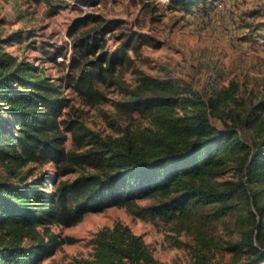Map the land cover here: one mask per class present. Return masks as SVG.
I'll return each instance as SVG.
<instances>
[{
  "label": "trees",
  "instance_id": "16d2710c",
  "mask_svg": "<svg viewBox=\"0 0 264 264\" xmlns=\"http://www.w3.org/2000/svg\"><path fill=\"white\" fill-rule=\"evenodd\" d=\"M213 1L171 4L191 10ZM91 23L106 27L75 39L71 73L61 79L8 51L21 42L20 32L0 39V166L6 174L0 179V264H41L73 242L54 227H72L110 207L172 223L179 233L196 229L199 254L215 246L233 255L230 264H264V94L245 100L234 81L200 93L186 81L144 71H137L133 87L125 86L118 73L132 62L130 40L108 51L104 34L113 27L94 13L76 18L68 34ZM62 54L57 49L54 61ZM99 84L116 86L124 96L114 102L124 121L116 135L68 115L64 90L95 105L106 99ZM47 163L55 175L35 176L29 168ZM147 199L153 203L139 204ZM232 217L237 239L218 244L215 235L205 237V226ZM90 245L89 256L71 264H163L144 236L122 222L100 229Z\"/></svg>",
  "mask_w": 264,
  "mask_h": 264
},
{
  "label": "rangeland",
  "instance_id": "374dc122",
  "mask_svg": "<svg viewBox=\"0 0 264 264\" xmlns=\"http://www.w3.org/2000/svg\"><path fill=\"white\" fill-rule=\"evenodd\" d=\"M71 1L0 0V39L20 32L21 42L7 46L8 51L35 60L47 74L61 79L71 73L68 65L75 39L81 33L100 35L106 27V24L91 23L70 36L71 24L85 15L83 9ZM92 1L95 3L89 5L91 13L101 15L108 22L107 27H113L104 34L108 42L106 49L111 52L121 43L131 42L128 51L132 62L118 73L125 86L133 87L138 79L137 71H144L186 81L200 93H206L212 84L224 87L234 81L240 85V95L245 100L264 94V0H214L191 10L175 8L171 2L165 5L159 0ZM57 49L63 54L54 61ZM99 90L106 99L88 105L78 92L66 88L65 95L72 105L68 115L81 118L88 127L104 135H116L124 121L117 114L114 102L124 96L112 85L99 84ZM211 120L221 127L218 119ZM72 147L73 139L69 134L67 148ZM29 168H33L35 176L55 175L52 163L31 164ZM5 177L0 166V179ZM74 177L76 174L64 178ZM151 203L152 199L139 202L141 205ZM117 222L143 235L163 264H230L233 260L231 253L215 246L199 254L201 252L194 248L199 232L196 229L179 233L172 223L136 217L127 207H110L88 213L72 227H54L56 233L73 242L63 244L41 264H71L76 258L88 257L94 234ZM214 226L210 230L205 226L203 233L207 238L215 235L218 244L235 240L240 234L235 217Z\"/></svg>",
  "mask_w": 264,
  "mask_h": 264
},
{
  "label": "built area",
  "instance_id": "2783aa9c",
  "mask_svg": "<svg viewBox=\"0 0 264 264\" xmlns=\"http://www.w3.org/2000/svg\"><path fill=\"white\" fill-rule=\"evenodd\" d=\"M162 4H165V5H168V4H170V0H159ZM71 3L73 4V5H79V7H81L82 9H83V12H84V14H88V13H91L92 11H91V7L89 6V5H87V4H79V3H76L75 1H71ZM221 6V5H220Z\"/></svg>",
  "mask_w": 264,
  "mask_h": 264
}]
</instances>
